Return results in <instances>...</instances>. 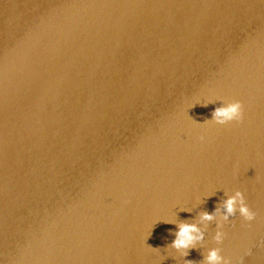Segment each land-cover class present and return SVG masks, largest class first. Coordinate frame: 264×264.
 <instances>
[{
    "label": "water",
    "instance_id": "obj_1",
    "mask_svg": "<svg viewBox=\"0 0 264 264\" xmlns=\"http://www.w3.org/2000/svg\"><path fill=\"white\" fill-rule=\"evenodd\" d=\"M209 96L242 121L196 124ZM235 190L253 221L168 249L163 220ZM213 247L264 264V3L0 0L2 264H205Z\"/></svg>",
    "mask_w": 264,
    "mask_h": 264
},
{
    "label": "clouds",
    "instance_id": "obj_2",
    "mask_svg": "<svg viewBox=\"0 0 264 264\" xmlns=\"http://www.w3.org/2000/svg\"><path fill=\"white\" fill-rule=\"evenodd\" d=\"M260 2L264 3V0H260ZM203 100L204 106L208 103L214 102L215 100H220L221 104L213 110L210 120L203 123L195 122L196 124L226 125L232 122L239 123L242 121L243 105L240 100H225L219 96H209L203 98ZM200 139L203 140L204 137L201 136ZM212 194L213 192L206 194L205 198ZM200 202L201 201L198 199L197 203ZM221 209H223V211H221ZM181 210L191 211V209L186 208H181ZM237 212L245 222H251L256 218V213L249 208L245 201V196L240 190H235L231 192V194H228L227 199H225L222 205L213 213H208L206 211L201 212L197 223L177 221L175 218L163 220L162 222L172 223L176 226L174 239L171 241L170 245H168V249L174 250L181 258L186 257L189 249L194 248L197 244L204 240V230L201 227H198V223L206 225L210 221L216 222L217 229L212 239L217 245L222 244L226 235L223 231V226L226 223H229V217L235 215ZM248 254H250V252ZM204 260L205 264H232V261L229 258L221 255L220 247H213L209 249L207 255L204 257ZM0 264H2V261H0ZM185 264H190V262L186 261Z\"/></svg>",
    "mask_w": 264,
    "mask_h": 264
}]
</instances>
